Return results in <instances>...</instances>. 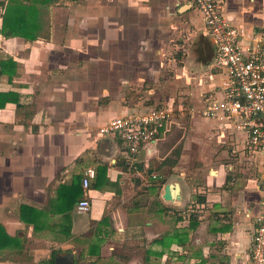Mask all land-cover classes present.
I'll list each match as a JSON object with an SVG mask.
<instances>
[{
  "label": "crops",
  "instance_id": "obj_1",
  "mask_svg": "<svg viewBox=\"0 0 264 264\" xmlns=\"http://www.w3.org/2000/svg\"><path fill=\"white\" fill-rule=\"evenodd\" d=\"M14 1L0 15L10 34L0 57L15 64L0 80V264H49L53 253L77 264L78 241L89 264H248L264 152L246 133L183 112L136 156L137 171L120 140L99 133L146 101L176 108L173 94H154L160 78L191 108L223 98L229 77L194 0ZM225 1L246 49L264 34V0ZM168 184L179 186L174 202Z\"/></svg>",
  "mask_w": 264,
  "mask_h": 264
},
{
  "label": "built area",
  "instance_id": "obj_2",
  "mask_svg": "<svg viewBox=\"0 0 264 264\" xmlns=\"http://www.w3.org/2000/svg\"><path fill=\"white\" fill-rule=\"evenodd\" d=\"M9 1L0 0V15ZM194 4L201 12L216 49L214 63L227 72L229 81L221 100L207 98L202 109L191 108L188 115L231 121L236 131L247 134L246 144L250 150L264 152V34L255 37L252 44L244 49L241 41L246 31L231 24L225 14V0H194ZM173 104L129 110L112 118L99 129V133L118 138L129 162L135 164L136 156L142 150L150 152V146L175 122L177 111L183 113L182 106L176 109ZM95 175L94 169L87 170L83 179L85 190L89 189ZM159 177L155 172L150 176L152 180ZM261 204L248 264H264V197ZM91 208V200L83 198L76 210L79 214H87Z\"/></svg>",
  "mask_w": 264,
  "mask_h": 264
},
{
  "label": "rangeland",
  "instance_id": "obj_3",
  "mask_svg": "<svg viewBox=\"0 0 264 264\" xmlns=\"http://www.w3.org/2000/svg\"><path fill=\"white\" fill-rule=\"evenodd\" d=\"M164 83V80H163V78H160V80H159V82L157 83V86L155 87V88H152L154 91H155V93L154 94H156V95H158L157 97H159V94H163V95H169V96H171L172 94H173V97H174V99H175V103H176V105H175V107L176 108H178V106L180 105V104H183L184 105V108L186 107L188 110H189V108H191V107H194V106H192V105H190V103H189V100H186V98H188V95H186L184 92H183V90H182V88L181 87H179V88H176V90H177V93H175V95H174V92L173 91H175V89L174 88H170V87H164L162 84ZM171 86V85H170ZM158 87V88H157ZM184 88V87H183ZM144 91H146V88H144L143 89ZM180 92H183L184 94H181ZM184 96H185V98H184ZM163 99H161V100H156V101H146V104H149V106H155V105H166L167 104V102L169 101V100H167V98H165V97H162ZM157 102V103H156ZM182 112H185V111H182ZM181 115H183V113H181L180 111H177V114H176V118H180V116ZM179 116V117H178ZM184 116H188L189 117V115H188V112H187V110H186V113H184ZM136 164H134V166H133V168H132V170L133 171H137L138 169H140L137 165L135 166ZM142 168V167H141ZM143 169V168H142ZM143 171V170H142ZM145 173V172H144ZM146 174V173H145ZM145 174H144V176H145ZM146 177V176H145ZM74 247V248H73ZM74 250V249H78L79 250V253H77L76 254V256L78 257L77 258V264H89V262H88V260L89 259H87V258H84L85 256H84V253L83 252H80L81 250H84V244H83V241L82 242H80L79 243V241H78V245L76 246V245H73L71 248H70V250ZM63 249H59L58 251H62ZM71 250V251H72ZM77 250V251H78Z\"/></svg>",
  "mask_w": 264,
  "mask_h": 264
},
{
  "label": "trees",
  "instance_id": "obj_4",
  "mask_svg": "<svg viewBox=\"0 0 264 264\" xmlns=\"http://www.w3.org/2000/svg\"><path fill=\"white\" fill-rule=\"evenodd\" d=\"M24 1L25 0H17V2L19 4H22V5H23ZM26 1H27L28 4L26 6H23V7L27 8V9H29L30 6H34L35 4L36 5L37 4H41L43 2V0H26ZM11 3L14 4L16 2L14 0H11ZM7 20H8V12H6L5 15H4V18H3V26H2V28L0 30V35L2 34L5 37L10 35L8 32H6V29H7ZM14 66H15V64H14V62H13L12 59L3 60L0 57V80H1V77L3 75H5L6 73L11 72V69ZM0 99H1V94H0ZM28 210L31 211L32 213L35 212V210H32V209H28ZM58 261H59V258H57V260H56V253H53L51 260H49V264H56V262H58Z\"/></svg>",
  "mask_w": 264,
  "mask_h": 264
},
{
  "label": "water",
  "instance_id": "obj_5",
  "mask_svg": "<svg viewBox=\"0 0 264 264\" xmlns=\"http://www.w3.org/2000/svg\"><path fill=\"white\" fill-rule=\"evenodd\" d=\"M179 191V186L178 185H171L168 184L165 187L164 193H163V198L164 200L168 201V202H174L176 201L175 199L177 198V194ZM68 258L72 261V257L68 256Z\"/></svg>",
  "mask_w": 264,
  "mask_h": 264
},
{
  "label": "flooded vegetation",
  "instance_id": "obj_6",
  "mask_svg": "<svg viewBox=\"0 0 264 264\" xmlns=\"http://www.w3.org/2000/svg\"><path fill=\"white\" fill-rule=\"evenodd\" d=\"M63 264H66V263H63Z\"/></svg>",
  "mask_w": 264,
  "mask_h": 264
}]
</instances>
